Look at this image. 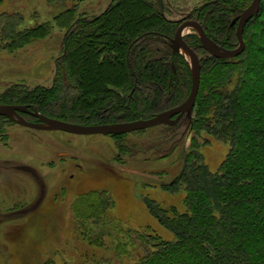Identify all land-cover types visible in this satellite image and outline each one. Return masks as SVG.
Returning a JSON list of instances; mask_svg holds the SVG:
<instances>
[{
    "label": "trees",
    "instance_id": "1",
    "mask_svg": "<svg viewBox=\"0 0 264 264\" xmlns=\"http://www.w3.org/2000/svg\"><path fill=\"white\" fill-rule=\"evenodd\" d=\"M251 1L212 0L197 8L195 17L213 41L235 48L236 25L231 22ZM260 2L259 12L244 27L246 45L238 56L213 57L196 34L186 38L206 54L201 57V83L189 121L195 135L180 171L170 181L158 182L163 191L182 197L173 202L142 192L146 209L172 237L157 234L150 225L126 227L114 213V195L94 189L78 196L72 211V225L88 244L105 246V236L113 237L116 257L126 253V245L137 250L133 264H181L189 255L191 264H264V76L250 72L264 68V0ZM164 4L165 0H111L96 15L80 14L74 6L64 9L54 22L65 34L52 84H14L0 101L28 104L47 116L80 124L149 118L178 106L190 93L192 75L184 55L173 52L171 39L179 21L167 18ZM131 6L145 10L133 15L123 30L124 19L115 12ZM22 20L19 15L2 20L0 45L20 49L53 30L49 22L20 29ZM86 65L102 71L99 88L89 98L85 86L94 82ZM179 119L166 126L179 127L183 117ZM215 140L229 149L212 170L202 148ZM247 156L253 159L251 165L245 162ZM122 232L127 242H121Z\"/></svg>",
    "mask_w": 264,
    "mask_h": 264
},
{
    "label": "rangeland",
    "instance_id": "2",
    "mask_svg": "<svg viewBox=\"0 0 264 264\" xmlns=\"http://www.w3.org/2000/svg\"><path fill=\"white\" fill-rule=\"evenodd\" d=\"M110 1L0 0L1 24L6 17L19 15L23 18L20 29L45 22L53 25L50 35L20 49L10 50L4 47L5 43L0 45V97L14 84L28 88L50 86L65 34V29L54 23L55 17L73 6L80 14L96 15ZM211 1L165 0L164 5L169 10L167 18L180 21L188 16L195 18L197 8ZM137 7L115 12L124 19L123 30L133 15L143 14L145 6ZM184 30L185 39L190 34L198 36L194 28ZM258 34L263 35V31ZM89 42L86 39L84 44L87 46ZM196 51L200 59L206 55L201 54V49ZM80 54L83 64L86 63L84 55ZM184 57L190 65L188 57ZM85 67L94 82L92 87L85 86L89 98L94 88H99L102 71ZM111 67L117 66L113 63ZM250 72L264 76V68ZM26 118L34 120L29 114ZM142 130L145 131H133L124 136L77 135L62 130L35 129L14 118L0 116V264H133L139 253L129 245H126V253L116 257L112 251H115L113 237L105 236V246L94 248L75 231L73 204L78 196L94 189H107L114 195V213L126 227L150 225L157 234L171 238L172 233L146 209L142 192L173 202L181 199L179 193L163 191L159 183L170 181L180 171L182 156L191 147L195 134L185 115L179 127L158 125ZM228 149L229 145L219 140L202 148L209 168L216 170ZM252 160L250 156L245 157L250 165ZM146 183L156 187H148ZM119 236L121 242L128 241L124 232ZM189 257L181 264H191Z\"/></svg>",
    "mask_w": 264,
    "mask_h": 264
},
{
    "label": "water",
    "instance_id": "3",
    "mask_svg": "<svg viewBox=\"0 0 264 264\" xmlns=\"http://www.w3.org/2000/svg\"><path fill=\"white\" fill-rule=\"evenodd\" d=\"M261 0H252L250 5L244 8L231 22L236 25L237 46L235 48L226 49L213 41L203 29V25L197 20H184L177 27L174 36L171 39L173 52H180L186 55L190 61L192 86L186 100L167 110L161 111L149 118H140L131 121L103 123V124H80L65 121L62 119L47 116L38 112L37 108L31 109L28 104H4L0 103V116L14 118L18 123L42 130H62L73 134H102V135H117L125 134L133 131L147 129L158 125H173L180 120L184 115L189 121L192 120L194 105L196 104L197 95L201 83V59L198 52L189 43L184 36V29L194 28L197 31L201 45L213 57L216 58H233L241 54L245 49L244 27L248 21L256 15L260 10ZM173 68L174 65H173ZM20 112L30 113L39 118L38 122L27 120Z\"/></svg>",
    "mask_w": 264,
    "mask_h": 264
},
{
    "label": "flooded vegetation",
    "instance_id": "4",
    "mask_svg": "<svg viewBox=\"0 0 264 264\" xmlns=\"http://www.w3.org/2000/svg\"><path fill=\"white\" fill-rule=\"evenodd\" d=\"M184 20H197V21H199L200 23H201V21L198 19V17H195V18H193V17H189L188 16V18L187 19H182V20H180L179 21V23L181 24V22H183ZM202 24V23H201ZM194 48V47H193ZM196 50V49H195ZM31 109H34V108H32L31 107ZM25 118H26V115H31V116H33L34 117V120H32V122H38L39 121V118L38 117H36V116H34V115H32V114H30V113H23V112H20ZM27 119V118H26ZM28 120V119H27ZM18 167H20L19 165H18ZM21 168V167H20Z\"/></svg>",
    "mask_w": 264,
    "mask_h": 264
}]
</instances>
